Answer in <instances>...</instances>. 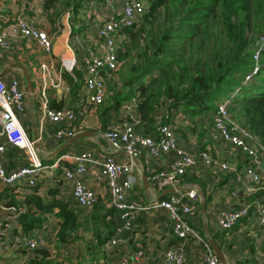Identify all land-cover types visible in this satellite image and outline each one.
Masks as SVG:
<instances>
[{
	"label": "trees",
	"instance_id": "obj_1",
	"mask_svg": "<svg viewBox=\"0 0 264 264\" xmlns=\"http://www.w3.org/2000/svg\"><path fill=\"white\" fill-rule=\"evenodd\" d=\"M98 1L106 2L44 0L42 8L50 33L59 35L66 14H69L74 30V24L84 23L86 11L93 10ZM148 2L146 11L137 21L120 30L118 55L122 65L107 78V95L98 109L102 129H108L112 112L120 115L121 108L133 101V107L123 109L124 114L117 124L135 123L139 132L153 136L158 134L160 124H171L182 138L188 133L197 136L201 148L205 149L213 143L214 113L219 104L229 100L230 106L245 113L243 127H250L251 135L264 143V33L259 34L264 31V0ZM256 34L258 37L253 39ZM2 64L0 60V66ZM256 67L258 70L254 72ZM65 76L72 94L77 96L85 83L84 71L77 69L76 77ZM52 106L59 109L65 105L62 102ZM211 118L212 122L207 124ZM13 153L10 150L5 161L9 170L18 166L8 165ZM242 158L238 169L247 162ZM62 181L58 180L56 187L48 189L47 195L52 199L46 205L43 197L36 193L41 185L39 181L34 185L28 181L3 185L0 205L5 203L17 208L13 215L26 234L31 229L43 227L44 215L53 213L58 219L56 247L86 236L79 246L86 249L87 255L77 259L53 258L55 256L47 246L29 249L20 241L24 246L21 251H31L28 262L23 264H84L88 259L91 261L87 264H103L98 255L101 251L106 254L108 242L116 235L120 225L117 212L98 199L92 208L82 209L74 199L58 198ZM25 185L30 194L23 201L15 199L13 194L17 187ZM202 189L206 194L203 183ZM250 194L254 196L250 198L252 202L264 203V184ZM206 199H210L207 194ZM23 207L25 211H18ZM8 221L9 218L0 219V229L4 232L0 240L9 231L13 236L18 232V228L11 230ZM5 223L10 226L6 227ZM213 238L223 249L224 239L216 234Z\"/></svg>",
	"mask_w": 264,
	"mask_h": 264
},
{
	"label": "built area",
	"instance_id": "obj_2",
	"mask_svg": "<svg viewBox=\"0 0 264 264\" xmlns=\"http://www.w3.org/2000/svg\"><path fill=\"white\" fill-rule=\"evenodd\" d=\"M144 0H124L122 8L112 12L99 26V44L89 48L82 57L85 70L86 99L83 106L74 108L63 106L54 108L51 104L50 91L59 90L62 84V73L56 69L54 59L50 56L53 49L54 36L50 33L43 17L29 19L23 14L10 20L8 25L0 28V50L10 51L21 46L34 52L42 51L47 59L33 67L37 84L33 95L27 90L24 74L14 76L6 82L0 77V186L13 185L20 181H28L34 185L45 169L60 168L65 161L72 166L63 167V179L71 183V195L82 209H90L97 201L96 192L84 181L91 164L100 165L101 175L106 180L111 198L109 207L117 212L120 225L108 242L107 247H115L125 242L126 235L143 211L150 207L162 208L169 212L171 235L178 241L172 248L166 249L163 255L153 264H186L188 254L186 245L189 240L198 241L201 246V264H222L207 236L201 234L189 221L196 202L201 198L197 189L187 191L176 190L167 194L166 198L155 196L151 206H140L131 200L134 189L133 170L137 160L144 155L161 158L165 154L176 155L175 162L156 174L149 182L161 192L180 186L188 172L206 169L213 173L233 174L237 179L242 177L249 183L247 193L260 189L264 179V144L255 139L243 126H237L231 120L227 110L229 100L218 105L212 125V137L217 144L214 147L200 148L194 151L178 137L173 125L160 124L156 136L139 132L135 123L118 124L104 131L103 136L109 144L107 151L99 159L93 151L79 154H64L49 165L44 163L38 139L32 140L24 126L21 114L28 113L31 105L39 108L38 119L40 132L47 123L58 125L55 136L61 142L82 131L87 121V107L102 104L107 95V78L118 71L122 62L118 55V39L120 30L132 26L138 17L146 11ZM264 40V38L262 37ZM259 51L255 58H258ZM78 59L63 60V66L72 71ZM258 67L254 72H257ZM250 76H248L249 78ZM32 78V77H31ZM33 82V81H32ZM24 85V86H23ZM37 142L39 144L37 145ZM218 151H213V149ZM23 152L27 156L17 167L8 169L5 161L9 151ZM223 150L229 153L223 154ZM126 153L129 161H121L116 155ZM41 154V155H40ZM44 155V154H43ZM240 156V158H239ZM247 162L241 169L235 161ZM25 207L18 209L25 211ZM253 215L256 224L264 230V203L242 202L238 206L224 209L218 218L221 231H230L242 220ZM6 227L10 223H5ZM4 232L0 229V238ZM21 241L29 249H35L44 242L41 239L22 236ZM144 250H137L132 257L122 256L115 264H141Z\"/></svg>",
	"mask_w": 264,
	"mask_h": 264
},
{
	"label": "crops",
	"instance_id": "obj_3",
	"mask_svg": "<svg viewBox=\"0 0 264 264\" xmlns=\"http://www.w3.org/2000/svg\"><path fill=\"white\" fill-rule=\"evenodd\" d=\"M122 1L124 2V0ZM17 2L19 3L20 8H18V10L16 11V8L13 7L12 4ZM42 4L43 0H41V2L40 0H0V28L5 27L6 25H8L10 20H13L15 17L20 15V13L24 12H37L40 17H43V23L46 24ZM100 5H106V2H102L96 5L93 9H97ZM119 6H121V0H119L116 8ZM86 13L85 18L87 17ZM24 16L28 17L29 19H35L34 16L29 17L26 14ZM65 20H67L68 22L69 31L66 32L65 28H62L61 33L57 36V39H54L53 41V49L50 54V56H52L54 59L56 69L58 71H61L63 80L59 90L52 89L50 91V97L51 104L53 105L63 102L65 106L67 105L77 108L79 106H83L85 103L87 94L85 83L83 87L78 91L77 96L70 95L71 99L67 98V93H63L64 90H69V88L67 87V84H69V82L65 74H70L76 77V70H82V68H80L82 57L86 54L89 48H91L93 45L99 44V27L93 25V33L89 34L90 37L87 36L84 40L82 39V41H79V43L75 47H71L72 43L70 42V38L75 39L76 34L84 28L83 25H87L85 22L82 24L76 22L74 24L73 30V25L70 21L69 14H66L64 16L63 25H65ZM87 28L88 27H86V30ZM84 30L85 29H83L82 31ZM90 39L91 43L89 42ZM47 58V54H44V52L42 51L34 52L29 49H22L21 46L15 47L10 51L0 50V60L1 63H3L0 66V72L7 68H12L9 72L0 75V77L2 78L3 76H5V79H2L8 82L14 76L24 74V71L21 67H19V64L25 65L28 70L30 69V71L33 72L34 66L32 62L38 61L39 65L40 62L46 60ZM72 59H78V64L72 71H69L63 66V60L72 61ZM132 103L134 104L133 101L130 102V104ZM130 104H127L126 106H129ZM99 106L91 107L90 111L87 112V121L85 126H83L82 128V131H96L95 135L82 138L81 140L71 144L66 149L65 153L61 155L79 154L83 151H93L96 154V157L99 159L104 155L105 150L107 151V149L109 148V144L103 136L104 130L102 129V122L98 113ZM125 107L121 108L122 111L120 115L118 112H112L110 114L112 118L108 123V129L118 125L117 123L124 114L123 109ZM22 121L27 130L32 128L34 136L36 133L38 136L41 133L42 139L39 145L40 149L45 154L49 153L47 148L43 146L44 140L46 135H48L49 137H52L50 135L52 133H54L55 135V131L58 129V125L48 123V125L44 127L43 131L40 132L39 123L35 115V107H33V110L30 107L28 113H26L22 118ZM183 124H186V122H183ZM49 125L53 129L51 131L52 133L48 131L47 134L46 129L49 128ZM187 136L189 139L187 138ZM187 136L185 138L191 140L190 143H186V141L184 140L185 144H189V147L192 150L198 151L201 148L199 138L197 139V136L191 134H188ZM54 137V141L47 144L48 149L51 151V153H49L50 155L65 142L64 141L63 143H61V141L56 138V136ZM215 142L216 139L214 140L213 144L219 145ZM75 144L80 146V149L78 151H74L76 150L74 146H77ZM211 147H214V145H211ZM213 151L215 152L218 150L213 149ZM17 153H13V159L10 161V163H8V165H18V161L16 160L18 158ZM223 154H226V156L229 155V153L227 151L225 152V150H223ZM116 157L121 161H129V155H127L126 153H118ZM176 159V155L173 153L165 154L161 158H153L149 155H144L139 158L133 170L134 189L131 200L140 206H151V204L155 200V196H160L163 191L161 192L149 182L150 177L160 170L171 166ZM240 162H242L241 159L239 161L236 160L235 164H239ZM64 165L72 166L70 161H65ZM237 166L239 167V165ZM208 171L209 170L207 169L204 172H200L198 169L190 171L188 172L186 178L183 180V183L180 185V191L197 189L200 192V195H204V199L201 195V198L198 200V202H196L194 212L189 217V221L203 235H206L205 223H207L212 237L214 234H216L218 238L224 239V248L222 250L225 257V262H221L222 264H264V232L263 229L256 224L253 216L244 219L238 226L234 227L228 232L221 231V229L218 227V218L224 209L238 206L240 204V200H243L246 195H251L247 193V189L249 187L248 181L243 177L241 179H237L233 174H224V176L221 178L215 177L213 175L215 173H213L212 171H209L211 173H208ZM62 180L63 181L61 184L60 192L56 196H58V198H65L67 200L73 199L71 195V183L65 181L64 179ZM45 181V183H41L38 191H36L38 195L43 197L44 205L48 204L52 199L47 195L48 189L56 187L55 182L52 179L47 178V180ZM84 181L96 192L98 201L104 202L107 206H109L110 193L106 180L101 175L100 165L91 164L84 178ZM202 183L205 184V191L206 194L210 197L209 200L206 199V194L202 189ZM1 188L2 186H0V191ZM28 194L30 193L29 191H27V189H24L23 187H17L16 193L13 194V196L15 199L23 201L27 198ZM240 195H243L244 197L241 196L239 198ZM203 200L205 207L204 209L202 207ZM16 212L17 208L14 206H8L6 204L0 205V219L9 218L8 222L11 223V230L18 228L17 234L19 233V235H21V233L23 232V235H26L28 237L41 239L44 242L41 246H47V242L44 237L50 229H52V231H54L55 229L58 230L57 217H55L53 213H46L44 215L46 217L44 226L41 228L31 229L29 233L26 234L22 229L23 227L18 223L19 221L17 220V217L13 215ZM169 217V212L162 208L150 207L149 210L141 212L134 224L132 231L126 235L125 242L120 244L119 248L117 246L115 248V251L109 250L108 247L106 254H103L101 251L98 255V260H100L99 262L103 264H115L117 260L122 256L132 257L135 251L142 249L144 250V256L141 260V264H153L155 260L163 255L166 249L172 248L175 244H177V241L173 240L171 229L169 230ZM222 232H225V234ZM14 238L15 237L12 235L11 231H9L7 236L0 240V264H9L10 260L16 258L20 254L18 253V247H16L14 243H11L12 241H15ZM17 238V240L19 241V237ZM20 246L21 248H24L22 243ZM117 248L119 252H117ZM186 250L188 254V261L186 264H201V246L198 241L192 239L189 240L186 245ZM88 260L87 262L83 263H90L91 260ZM21 262H28V258H25Z\"/></svg>",
	"mask_w": 264,
	"mask_h": 264
},
{
	"label": "rangeland",
	"instance_id": "obj_4",
	"mask_svg": "<svg viewBox=\"0 0 264 264\" xmlns=\"http://www.w3.org/2000/svg\"><path fill=\"white\" fill-rule=\"evenodd\" d=\"M145 1V4L147 5V4H149V2H148V0H144ZM40 2H41V0H40ZM43 2H44V0H43ZM118 2H119V0H106V5H100L97 9H93V11L91 10V9H89V10H87V13H86V18H85V16H84V22L86 23V25L87 26H83L84 28L83 29H85L84 31H80V32H78L77 34H76V36H75V39H73V38H70V42L72 43L71 44V47H75L78 43H79V41H82V39L84 40L87 36L88 37H90V35L89 34H92L93 33V25L94 26H97V27H99L100 26V24L104 21V19H106V17L108 16V14H110L111 12H116L117 10H120V8H121V6L123 5V1L121 0V6H119V7H117L116 8V5L118 4ZM97 3H99V1L97 2ZM100 4V3H99ZM13 5V7H15L16 9V11L18 10V8H20V5H19V3L17 2V3H13L12 4ZM104 8V9H103ZM117 9V10H116ZM90 10H91V12H90ZM108 10V11H107ZM20 14H26V15H28L29 17H33L34 16V18H39L40 16L38 15V13L37 12H35V13H32V12H24V13H20ZM44 16H45V14H44ZM90 19H89V18ZM45 18H46V16H45ZM86 20V21H85ZM95 20V21H94ZM93 21H94V23H93ZM65 25L63 26V28H65V30H66V32H68L69 31V26H68V22H67V20H65ZM78 27H80V26H78ZM86 27H88L87 28V30H86ZM61 33V32H60ZM59 33V34H60ZM262 33H264V31L263 32H260L259 34H262ZM53 36H54V39L56 40L57 39V36L56 35H54L53 33H51ZM258 34V35H259ZM258 35L256 34V35H253L252 36V38L253 39H256L257 37H258ZM250 36H251V34H250ZM263 37V36H262ZM77 42V43H76ZM90 43H91V39H90V41H89ZM97 45H93L91 48H94V47H96ZM45 54V53H44ZM17 59V58H16ZM257 60L259 59V55H258V58H256ZM20 60V59H19ZM33 63V66H36L37 67V65H38V61H34V62H32ZM80 68H82V70L84 71V69H83V64L80 62ZM21 72V71H20ZM29 72H30V75H31V77H32V81H33V84H34V86H36V84H37V81H36V77H35V75L30 71V69H29ZM22 73V72H21ZM84 75H85V72H84ZM2 78H4L5 79V76H3ZM24 86V85H23ZM67 87L69 88V90L68 89H66V90H64L63 91V93H67V98H70L71 99V97H70V95H73L72 94V92H71V90H70V87H69V84H67ZM225 101H227V100H225ZM230 102V101H229ZM127 104H130V102H127ZM129 107H133V103L132 104H130L129 106H126L125 108H129ZM124 108V109H125ZM90 109H91V107H87V110L88 111H90ZM98 109H99V107H98ZM126 110V109H125ZM124 110V111H125ZM227 110H228V114H229V116L231 117V120H233V123H235L237 126H243V125H245V123H246V116H245V113L244 112H242V110H239L238 108H235L234 106L232 107V106H230L229 105V103H228V108H227ZM26 113H23V114H21V118H23L24 117V115H25ZM40 114H41V112H40V110H39V108H37V107H35V115H36V117H37V120L39 119V117H40ZM209 117H211V116H209ZM212 122V118L211 119H209V121L207 122V124H209V123H211ZM206 124V125H207ZM47 125H48V123H47ZM208 126V125H207ZM49 128H47L46 129V133L48 134V131H52V127H50V125L48 126ZM245 128V130L248 132V134H252V132H251V128L250 127H244ZM197 130L198 131H201V129H199V128H197ZM105 131V130H104ZM52 133V132H51ZM28 134H29V137L32 139V140H34L35 139V136H34V134H33V130H32V128L31 129H28ZM189 134V133H188ZM191 134V133H190ZM52 137H49L48 135H46V137H45V140H44V144H43V146L44 147H46L47 148V150L49 151V153H51V151L48 149V146H47V144L48 143H50V142H53L54 141V133H52V134H50ZM177 135H178V137H180L179 135V133L177 132ZM180 138H182V137H180ZM187 138H188V136H187ZM183 140H185L186 141V143H190V140H188V139H186L185 137H183L182 138ZM212 141L214 142V140L212 139ZM61 143H63V142H61ZM264 144V143H263ZM75 145H77V144H75ZM212 146L214 145L213 143L211 144ZM78 146V147H77ZM77 146H74V148H76V150H74V151H78L80 148V146L79 145H77ZM211 147V146H210ZM263 149H264V146H263ZM46 150V149H45ZM46 150V151H47ZM47 151V152H48ZM68 151V150H67ZM71 152H73V151H71ZM41 153H42V157L44 158V160H48V159H50L49 158V153H47V154H45L43 151H41ZM74 153H76V152H74ZM18 154V158L16 159L17 161V163H18V165L19 164H21L24 160H25V157L27 158V156L25 155V153H23V152H18L17 153ZM44 154V155H43ZM41 155V154H40ZM57 157H55L54 159H52V160H48V161H44V163L45 164H47V165H49L50 163H52V162H54L55 161V159H56ZM63 167H64V164L60 167V168H52V169H45L44 171H42V173L39 175V176H37V177H39V179H37L36 181L38 182H41V183H45L46 181L45 180H47V178H50V179H52L54 182H55V185H57V181L58 180H61V179H63ZM208 173H211V172H209L208 171ZM215 177H223L224 176V174H221V175H219L218 173H216V174H213ZM213 176V177H214ZM58 178V179H57ZM23 187H25L28 191H29V187L28 186H23ZM244 197L243 195H240L239 196V198L240 197ZM252 197H254L253 196V194H251V195H249V196H245L244 197V199L243 200H240V202L239 203H241V202H246V203H253L252 202V200L250 199V198H252ZM261 199V198H260ZM263 202H264V200H263ZM2 204H5V203H2ZM253 215H251L250 217H252ZM169 224H170V218H169ZM82 232V231H81ZM263 232H264V230H263ZM19 233L17 234L16 232H14V240L15 241H12L11 243H14L15 245H16V247H18V253H20L16 258H13L12 260H8L9 261V264H21V263H23V262H21V261H23L25 258H28L29 257V254H30V252L31 251H27V250H25V249H23V250H25V251H20L22 248H21V239H22V236H23V232L21 233V235H19ZM17 237H19V241L17 240L18 238ZM44 237V236H43ZM45 239H46V242H47V246H48V248H50L51 250H52V252H53V256H55V257H53V258H61V259H63L64 258V260L66 259V258H69V257H72V258H82V256H85V255H87V252H86V249L83 247V246H79L80 244L82 245V243H84L85 242V240H86V236L85 237H82V238H80L79 240H77V241H74V242H70V243H67V244H61L60 246V248H58V247H56L57 246V229H55L54 231H52V229H50L48 232H47V234H46V236L44 237ZM18 243H19V245H18ZM13 244V245H14ZM117 246H115V247H108L109 248V250H114L115 251V248H116ZM107 248V247H106ZM107 248V249H108ZM118 248H119V245H118ZM118 248H117V252H119V250H118ZM3 252H5V251H3ZM80 255V256H79ZM61 261V260H60ZM59 261V262H60Z\"/></svg>",
	"mask_w": 264,
	"mask_h": 264
},
{
	"label": "water",
	"instance_id": "obj_5",
	"mask_svg": "<svg viewBox=\"0 0 264 264\" xmlns=\"http://www.w3.org/2000/svg\"><path fill=\"white\" fill-rule=\"evenodd\" d=\"M19 67H21L24 71V77L26 79L27 90L30 92V95H33L34 87H33V82H32V78H31L29 70L23 64H19ZM11 69L12 68H7V69L3 70L2 72H0V75H3L5 73L9 72ZM31 108L33 110L32 105H31ZM95 133H96V131H94V130H84V131L78 132L74 136L68 138L59 148H57L51 155H49V158H50L49 160H52L55 157L62 154L71 144L81 140L82 138L93 136V135H95ZM35 139H38L37 133L35 134ZM38 144H39V142H37V145ZM146 183H147V181H146ZM179 189H180V186H176L173 188L166 189L165 191H163V193L160 196H158V198H163V196L167 195L168 193H171V192L179 190ZM201 195L203 198L204 195L203 194H201ZM202 202H203L202 207L204 209L205 208L204 207V200ZM205 230H206L207 239L211 243V245H212L213 249L215 250L216 254L218 255L220 261L225 262L223 250H222L221 246L217 243V241L214 240V238L212 237L207 223H205Z\"/></svg>",
	"mask_w": 264,
	"mask_h": 264
},
{
	"label": "clouds",
	"instance_id": "obj_6",
	"mask_svg": "<svg viewBox=\"0 0 264 264\" xmlns=\"http://www.w3.org/2000/svg\"><path fill=\"white\" fill-rule=\"evenodd\" d=\"M60 155H61V154H60ZM60 155H59V156H60ZM59 156H57V157H59ZM48 160H49V159H48Z\"/></svg>",
	"mask_w": 264,
	"mask_h": 264
}]
</instances>
